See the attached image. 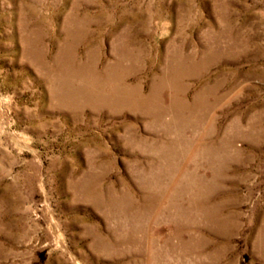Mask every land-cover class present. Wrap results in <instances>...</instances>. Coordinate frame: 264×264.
I'll use <instances>...</instances> for the list:
<instances>
[{"label": "rangeland", "instance_id": "rangeland-1", "mask_svg": "<svg viewBox=\"0 0 264 264\" xmlns=\"http://www.w3.org/2000/svg\"><path fill=\"white\" fill-rule=\"evenodd\" d=\"M0 264H264V0H0Z\"/></svg>", "mask_w": 264, "mask_h": 264}, {"label": "bare ground", "instance_id": "bare-ground-1", "mask_svg": "<svg viewBox=\"0 0 264 264\" xmlns=\"http://www.w3.org/2000/svg\"><path fill=\"white\" fill-rule=\"evenodd\" d=\"M120 95H121V94H120ZM122 96H124V95H122ZM166 104H167V103H166ZM166 104H165V105H166ZM167 108H168V107H167ZM164 109H165V108H164Z\"/></svg>", "mask_w": 264, "mask_h": 264}]
</instances>
